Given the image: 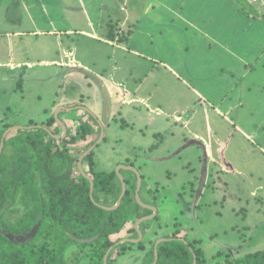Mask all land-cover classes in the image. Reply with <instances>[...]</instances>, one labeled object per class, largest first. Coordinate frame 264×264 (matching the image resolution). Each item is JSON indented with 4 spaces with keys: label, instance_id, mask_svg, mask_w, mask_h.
I'll return each instance as SVG.
<instances>
[{
    "label": "rangeland",
    "instance_id": "rangeland-1",
    "mask_svg": "<svg viewBox=\"0 0 264 264\" xmlns=\"http://www.w3.org/2000/svg\"><path fill=\"white\" fill-rule=\"evenodd\" d=\"M8 33L15 35L0 38V65L9 49L10 63L23 65L14 74L0 66V132L53 117L46 128L59 134L58 110L59 119L81 120L69 131L82 123L95 129L94 143L102 129L82 169L119 180L121 167L128 190L127 163L143 176L140 202L157 216L140 226L141 249L154 234L155 242L167 240L160 244L174 241L177 228L207 264L264 250V4L0 0V34ZM103 88L112 89L108 101ZM89 147L70 148L75 164ZM135 203L133 224L148 212ZM125 244L123 254L119 246L109 253V264H140L138 244ZM86 253L74 248L67 264H86Z\"/></svg>",
    "mask_w": 264,
    "mask_h": 264
},
{
    "label": "trees",
    "instance_id": "trees-1",
    "mask_svg": "<svg viewBox=\"0 0 264 264\" xmlns=\"http://www.w3.org/2000/svg\"><path fill=\"white\" fill-rule=\"evenodd\" d=\"M51 121L53 117L41 126L51 125ZM30 125L36 126L35 123ZM8 127L6 125L1 130L0 140ZM95 135V129L82 123L76 132L67 133L60 141L66 144L65 147H60L55 139L39 128L14 131L5 137L0 156V264H67L74 248L86 249V264H103L107 250L128 238L129 235L125 234L135 232L134 224H131L134 215L130 211L137 207L133 197L134 186L128 190L129 182L125 180L127 190L121 204L114 211H105L90 199L89 182L79 173H74L76 158L70 150L81 152L94 143ZM88 165L91 166L90 161ZM90 171L94 202L100 206H113L121 191L115 173H93L91 168ZM18 210L21 217L10 220L7 213ZM39 222L32 240L17 244L8 239V235L29 233ZM180 232L176 228L171 235L175 240L158 246L156 264H192L193 257L188 247L196 256V264H207L195 241L188 242L186 246L177 240H186ZM96 235L98 237L91 243L76 241ZM160 237L154 234L149 238L150 248L141 249L142 243L137 245L142 252L140 264L153 262L154 242ZM129 246L119 245L118 254H123ZM215 264H264V250L228 257Z\"/></svg>",
    "mask_w": 264,
    "mask_h": 264
},
{
    "label": "water",
    "instance_id": "water-1",
    "mask_svg": "<svg viewBox=\"0 0 264 264\" xmlns=\"http://www.w3.org/2000/svg\"><path fill=\"white\" fill-rule=\"evenodd\" d=\"M57 114H58V111L56 112L55 119H57V118H56ZM57 123H58V125L60 126V128L62 129V133H61L60 136L53 135L48 129H46L45 127H42V126H39V127H37V126L29 127V128H27V129H33V128L43 129L44 131H46V132L51 136L52 139H55V140H62L63 138H65V136H66V134H67V130H66V127L61 123L60 120L57 119ZM27 129H24V128H22V127H9V128H7V129L3 132V134H2V138H1V140H0V156H1V153H2V149H3V144H4V139H5V137H6L9 133H11V132L18 131V130H27ZM100 135H101V136H100L99 141L96 142V143H93V144L91 145V147H89V148L87 149V151H85V152L80 156V158H79L78 161H77L76 167H77V171H78V173H79L83 178H85V179L89 182V184H90V189H89V192H90V199L92 200V202L94 203V205H96L97 207H99V208H101V209H103V210H106V211H113V210H115V209H117V208L119 207V205L121 204V201H122V199H123V197H124V195H125V193H126V190H127V189H126V183H125L124 179L122 178V176H121V174H120V172H119V170H118V169H120L121 167H119V168L117 169V171H116L117 176H119V180H120V183H121V191H120V194H119V196H118V199H117L116 203H115L113 206H111V207L100 206V205H98L97 203L94 202V200H93V198H92L93 187H94L93 182H92V179H91V178L89 177V175L86 174V173L83 171V169H82V160H83L87 155H89V154L92 152V150L97 146V144L103 139V131H102V129L100 130ZM125 168H127V169L130 170V171H133V173L136 175L137 186H136V189H135V198H134L135 201H136L137 203H139V205H140L143 209H145V210H147V211H152V212H153V215L156 214V213H157L156 208H154V207H152V206H149V205H146V204H142V203L140 202V199H139V191H140V187H141V176L138 174V172L136 171L135 168H133V167H125ZM152 218H153V217H141L140 219L136 220L135 223H134V230H135V233H137L138 239H133V240L123 239V240L119 241L116 245H114L113 247L109 248V249L107 250V252L105 253V256H104V258H103V264H107V259H108L109 253H110L115 247H117V246H119V245H121V244H125V243L138 244V243L143 239V233L140 231V225H141L143 222L147 221V220H151ZM39 226H40V222H39L38 224H36V225L31 229V231H30L29 233L25 234V235H19V236L8 235L7 237H8V239H9L10 241H12V242H14V243H17V244H23V243H25V242H27V241H29V240H32V239L35 237V235H36V233H37V230H38ZM97 237H98V236L96 235V236H94V237H92V238H89V239H76V241H77L78 243H83V244H85V243H91V242L95 241ZM177 240H179L180 242H182V243H184L186 246H188V243H187L186 241H184L183 239H177ZM163 242H167V240H166V239H160L159 241L155 242V244H154V246H153L154 259H153V262H152L151 264H156V262H157V258H158V256H157V248H158L159 244H160V243H163ZM188 248H189V251L191 252L192 257H193V262H192V264H196V263H197L196 256H195V254L193 253V250H192L190 247H188Z\"/></svg>",
    "mask_w": 264,
    "mask_h": 264
},
{
    "label": "crops",
    "instance_id": "crops-1",
    "mask_svg": "<svg viewBox=\"0 0 264 264\" xmlns=\"http://www.w3.org/2000/svg\"><path fill=\"white\" fill-rule=\"evenodd\" d=\"M23 1V0H22ZM84 37H86L87 39H90V40H92V41H97V42H99V43H106V44H108V45H110V46H112V47H115V48H117V49H120L121 50V48H122V46L121 45H116V44H113V42L112 41H104V40H102L101 38H99L98 36H95V35H93V34H90V33H88V32H83V31H81L80 32ZM11 35H15V33H13V34H11V33H8V34H5V36H1V34H0V38H2V37H7V38H10L11 37ZM109 35V34H108ZM111 35V34H110ZM121 43H123V42H121ZM9 45H11V44H9ZM115 45V46H114ZM14 49H9V51H8V55H9V57H8V60H7V63L6 64H3V65H5V68H8L9 69V72H11L12 74H14V72H16V70H19V68L23 65L22 63H17V64H14V63H10V60L11 59H13L14 58ZM70 62H72V60H70ZM3 65H0V66H3ZM66 66L65 65V63H63L61 66ZM108 89V88H107ZM107 89H105V88H103V93L106 95V98H108V99H106V101H108V100H110V94H112V92H110V94H109V91H112V89H110L109 91H108V93H107ZM108 94V95H107ZM119 100H121V98H120V95H119V98H118ZM130 101H133V99H131V100H128V102H130ZM68 112H70V111H72V110H70V109H68L67 110ZM58 114H59V110H58ZM57 114V116H56V118L58 119V120H60L61 121V123L66 127V130H67V133H68V125H70V124H73V123H75L77 120H78V118L76 117V118H72V117H61V119H59V115ZM48 120V119H47ZM78 122H81V120H78ZM56 125H58V123H57V121H56ZM59 126V125H58ZM60 127V126H59ZM59 132H61L62 133V131L61 130H59ZM141 218V217H140ZM139 218V219H140ZM138 220V219H137ZM131 224H132V221H131ZM141 226V225H140ZM142 232V231H141ZM143 233V237H144V233L146 234V232H142ZM130 238H133V237H128V238H126V239H130Z\"/></svg>",
    "mask_w": 264,
    "mask_h": 264
},
{
    "label": "flooded vegetation",
    "instance_id": "flooded-vegetation-1",
    "mask_svg": "<svg viewBox=\"0 0 264 264\" xmlns=\"http://www.w3.org/2000/svg\"><path fill=\"white\" fill-rule=\"evenodd\" d=\"M43 127H45V126H43ZM46 128V127H45ZM47 129V128H46ZM52 129V128H51ZM50 130V129H49ZM71 130V129H70ZM52 133V132H51ZM68 133L69 134H71V133H74V132H72V131H69L68 130ZM53 134V133H52ZM56 136L57 135H61V132L58 134H55ZM67 135V134H66ZM57 141V140H56ZM59 141H61V140H59ZM59 141H57V142H59ZM127 166H129V167H133V164H130V163H127ZM134 168V167H133ZM128 173H130V174H132L133 175V177H134V192H133V197L135 198V189H136V186H137V180H136V175L134 174V173H132V172H128ZM141 176V184H142V181H143V176L142 175H140ZM128 185H130V184H128ZM129 189H130V187H129ZM140 190H141V187H140ZM140 192V191H139ZM146 205H149V206H152V207H154V208H156L153 204H146ZM143 211H141V215L139 216V217H155V216H157V213L156 214H152L153 212L152 211H148V212H146V214H143L142 213ZM14 217H21V215L19 214V215H14ZM179 239H181V238H179ZM184 240V239H183ZM185 241V240H184ZM118 252V251H117Z\"/></svg>",
    "mask_w": 264,
    "mask_h": 264
},
{
    "label": "built area",
    "instance_id": "built-area-1",
    "mask_svg": "<svg viewBox=\"0 0 264 264\" xmlns=\"http://www.w3.org/2000/svg\"><path fill=\"white\" fill-rule=\"evenodd\" d=\"M257 0H254V2H256ZM262 4H264V0H259Z\"/></svg>",
    "mask_w": 264,
    "mask_h": 264
}]
</instances>
